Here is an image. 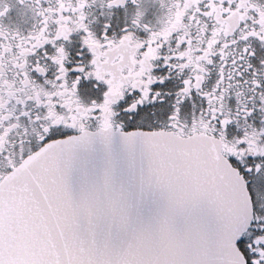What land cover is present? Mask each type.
I'll list each match as a JSON object with an SVG mask.
<instances>
[{
    "label": "snow or ice",
    "instance_id": "1",
    "mask_svg": "<svg viewBox=\"0 0 264 264\" xmlns=\"http://www.w3.org/2000/svg\"><path fill=\"white\" fill-rule=\"evenodd\" d=\"M0 264H264V0H0Z\"/></svg>",
    "mask_w": 264,
    "mask_h": 264
},
{
    "label": "flooded vegetation",
    "instance_id": "2",
    "mask_svg": "<svg viewBox=\"0 0 264 264\" xmlns=\"http://www.w3.org/2000/svg\"><path fill=\"white\" fill-rule=\"evenodd\" d=\"M12 18L14 21L18 22L22 27H25L31 23V14L27 10H24L23 14H21L14 9L12 13Z\"/></svg>",
    "mask_w": 264,
    "mask_h": 264
}]
</instances>
